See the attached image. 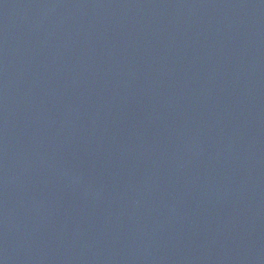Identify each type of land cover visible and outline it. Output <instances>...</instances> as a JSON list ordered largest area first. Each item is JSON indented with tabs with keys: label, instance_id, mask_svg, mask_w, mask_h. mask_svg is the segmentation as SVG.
Returning a JSON list of instances; mask_svg holds the SVG:
<instances>
[{
	"label": "water",
	"instance_id": "obj_1",
	"mask_svg": "<svg viewBox=\"0 0 264 264\" xmlns=\"http://www.w3.org/2000/svg\"><path fill=\"white\" fill-rule=\"evenodd\" d=\"M0 264H264V0H0Z\"/></svg>",
	"mask_w": 264,
	"mask_h": 264
}]
</instances>
